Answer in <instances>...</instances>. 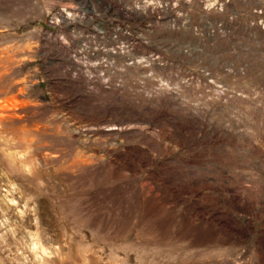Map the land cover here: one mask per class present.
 Here are the masks:
<instances>
[{"label":"rangeland","instance_id":"obj_1","mask_svg":"<svg viewBox=\"0 0 264 264\" xmlns=\"http://www.w3.org/2000/svg\"><path fill=\"white\" fill-rule=\"evenodd\" d=\"M130 2L0 0V264H264V0Z\"/></svg>","mask_w":264,"mask_h":264},{"label":"built area","instance_id":"obj_2","mask_svg":"<svg viewBox=\"0 0 264 264\" xmlns=\"http://www.w3.org/2000/svg\"><path fill=\"white\" fill-rule=\"evenodd\" d=\"M180 0H131L129 8L136 13L149 14L160 12V25H165L167 28L180 27L183 23L180 17V12L177 11ZM165 11V12H163ZM157 15V13H155ZM164 18V19H163Z\"/></svg>","mask_w":264,"mask_h":264}]
</instances>
